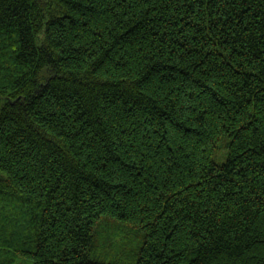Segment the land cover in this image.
Wrapping results in <instances>:
<instances>
[{
  "label": "trees",
  "instance_id": "trees-1",
  "mask_svg": "<svg viewBox=\"0 0 264 264\" xmlns=\"http://www.w3.org/2000/svg\"><path fill=\"white\" fill-rule=\"evenodd\" d=\"M0 264H264V0H0Z\"/></svg>",
  "mask_w": 264,
  "mask_h": 264
},
{
  "label": "rangeland",
  "instance_id": "rangeland-1",
  "mask_svg": "<svg viewBox=\"0 0 264 264\" xmlns=\"http://www.w3.org/2000/svg\"><path fill=\"white\" fill-rule=\"evenodd\" d=\"M220 161H223V159H219Z\"/></svg>",
  "mask_w": 264,
  "mask_h": 264
}]
</instances>
